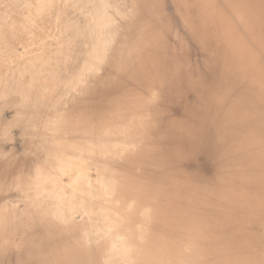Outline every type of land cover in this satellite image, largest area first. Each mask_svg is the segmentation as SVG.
Segmentation results:
<instances>
[{"label": "bare ground", "instance_id": "bare-ground-1", "mask_svg": "<svg viewBox=\"0 0 264 264\" xmlns=\"http://www.w3.org/2000/svg\"><path fill=\"white\" fill-rule=\"evenodd\" d=\"M166 2L0 0V264H264V0Z\"/></svg>", "mask_w": 264, "mask_h": 264}, {"label": "rangeland", "instance_id": "rangeland-1", "mask_svg": "<svg viewBox=\"0 0 264 264\" xmlns=\"http://www.w3.org/2000/svg\"><path fill=\"white\" fill-rule=\"evenodd\" d=\"M166 6H167V9H169V14L173 16V27L175 28V30L181 35V34H184L185 33V30L182 26V24L180 23L177 15L174 14V9H173V6H172V0H166ZM179 22H178V21ZM180 25V26H179ZM99 72H102V70H99ZM203 208H205V205L203 204ZM201 209H202V206H201ZM240 228H242V225H240Z\"/></svg>", "mask_w": 264, "mask_h": 264}]
</instances>
